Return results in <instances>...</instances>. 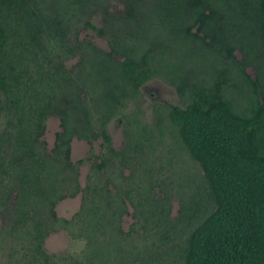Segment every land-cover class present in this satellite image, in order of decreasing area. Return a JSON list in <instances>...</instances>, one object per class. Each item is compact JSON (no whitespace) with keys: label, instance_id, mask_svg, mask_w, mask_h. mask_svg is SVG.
<instances>
[{"label":"trees","instance_id":"1","mask_svg":"<svg viewBox=\"0 0 264 264\" xmlns=\"http://www.w3.org/2000/svg\"><path fill=\"white\" fill-rule=\"evenodd\" d=\"M111 1L0 0V215L30 264L54 263L44 244L60 231L84 244L68 264H264V0H118L117 12ZM154 79L182 106L154 104L149 123ZM74 139L90 145L78 162ZM182 155L201 176L167 168Z\"/></svg>","mask_w":264,"mask_h":264},{"label":"rangeland","instance_id":"2","mask_svg":"<svg viewBox=\"0 0 264 264\" xmlns=\"http://www.w3.org/2000/svg\"><path fill=\"white\" fill-rule=\"evenodd\" d=\"M124 8L120 1H111L109 9L111 12H117ZM89 21L100 27L102 22L99 14L97 16H90ZM91 39L100 48L108 50V43L106 39L99 37L93 31L89 29H82L80 33V39ZM238 59H241V55L237 53ZM74 62V61H73ZM72 62V63H73ZM248 72L254 76V71L249 69ZM143 100L141 107L144 110L145 119L147 122L153 121L152 107L156 103H163L170 106H182L181 100L176 93L175 89L161 80L154 79L150 81L142 89ZM135 106L130 105L128 107V113L132 112ZM61 130L60 120L58 117H51L47 122V129L44 136V140L47 142L48 148L54 147L56 134ZM110 133L113 138V145L116 149L120 150L125 146L126 140L124 135V121L121 118L115 119L110 125ZM101 142L94 144V148L97 152L100 151ZM166 149V148H165ZM90 151V145L85 141L74 139L72 143V160L78 162L85 159ZM166 152V151H165ZM163 152V153H165ZM184 162L175 161L171 164H166L167 168L176 172H183V169L187 171V174L198 171L199 175L202 172L197 165L193 164L187 155H182ZM90 169V164H87L81 168L80 182L82 186L86 184V178ZM81 204V196L76 198H68L60 202L57 206V214L60 218L71 219L77 213ZM180 203L177 197L173 199L172 218L179 215ZM132 212V209H131ZM134 223L132 216L124 217L123 229L125 232L130 230L131 225ZM19 233H11L9 224L5 221L4 217L0 215V264H30L24 248V242L19 238H16ZM84 247L83 243L75 242L65 231L51 234L45 241V250L56 258L53 264H68L71 256L79 253Z\"/></svg>","mask_w":264,"mask_h":264}]
</instances>
